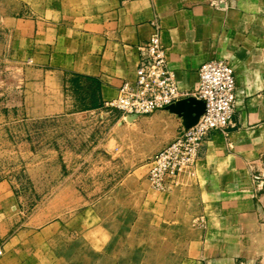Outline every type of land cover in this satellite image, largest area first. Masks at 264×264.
Wrapping results in <instances>:
<instances>
[{
  "label": "crops",
  "instance_id": "crops-1",
  "mask_svg": "<svg viewBox=\"0 0 264 264\" xmlns=\"http://www.w3.org/2000/svg\"><path fill=\"white\" fill-rule=\"evenodd\" d=\"M157 28L183 98L204 62L234 67L229 132H213L195 168L155 190L137 159L167 146L183 120L167 109L141 116L119 128L134 156L107 178L115 185L40 225L0 179V264H264V183L254 179L264 175V0H0V130L21 108L33 119L107 117ZM75 74L100 107L77 97Z\"/></svg>",
  "mask_w": 264,
  "mask_h": 264
},
{
  "label": "rangeland",
  "instance_id": "rangeland-1",
  "mask_svg": "<svg viewBox=\"0 0 264 264\" xmlns=\"http://www.w3.org/2000/svg\"><path fill=\"white\" fill-rule=\"evenodd\" d=\"M4 75L12 76L8 71ZM76 95L80 99L81 94ZM129 123L121 120L116 109L99 119H33L21 108L7 116L0 130V179L11 182L21 208L36 224L61 219L92 202L95 192L109 190L115 184L107 178L133 160V147L125 143L119 129L133 126ZM115 126L114 137L119 139L113 151L107 140ZM154 153L144 152V159L137 160L148 163ZM79 192L85 199L77 198Z\"/></svg>",
  "mask_w": 264,
  "mask_h": 264
},
{
  "label": "built area",
  "instance_id": "built-area-1",
  "mask_svg": "<svg viewBox=\"0 0 264 264\" xmlns=\"http://www.w3.org/2000/svg\"><path fill=\"white\" fill-rule=\"evenodd\" d=\"M140 58L135 78L126 81L119 95L108 103L118 110L125 120L135 119L166 110L183 99L175 71L169 66L167 48L158 31L138 46ZM206 103L205 113L189 129L183 126L167 146L154 154L149 161L148 180L155 190H170L179 177L195 168L205 140L213 132L227 134L233 124L237 102V77L234 67L223 59H211L199 70V85L194 94ZM263 173L254 175L258 183H264ZM204 224L203 217L200 218ZM4 254L0 246V255Z\"/></svg>",
  "mask_w": 264,
  "mask_h": 264
},
{
  "label": "water",
  "instance_id": "water-1",
  "mask_svg": "<svg viewBox=\"0 0 264 264\" xmlns=\"http://www.w3.org/2000/svg\"><path fill=\"white\" fill-rule=\"evenodd\" d=\"M167 110L180 116L183 120V126L185 129H189L194 126L205 113L206 103L204 100H200L192 95L170 105ZM134 120V115L128 117V121L133 122Z\"/></svg>",
  "mask_w": 264,
  "mask_h": 264
},
{
  "label": "trees",
  "instance_id": "trees-1",
  "mask_svg": "<svg viewBox=\"0 0 264 264\" xmlns=\"http://www.w3.org/2000/svg\"><path fill=\"white\" fill-rule=\"evenodd\" d=\"M81 78H83V77L80 76V75L75 74L73 76V78L71 79L73 84H74V87H75V93L76 94L77 93L81 94L80 99L83 102L85 107H88V108L100 107L102 104L98 103L97 101L87 102L89 97L91 96V99H93V96L92 95H88L87 92L84 91L83 87H81V85H80ZM87 79H90V78H87Z\"/></svg>",
  "mask_w": 264,
  "mask_h": 264
}]
</instances>
